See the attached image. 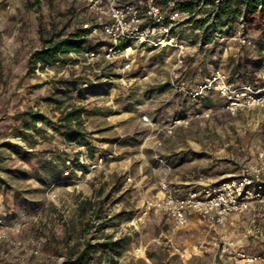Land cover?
Listing matches in <instances>:
<instances>
[{"label":"rangeland","instance_id":"1","mask_svg":"<svg viewBox=\"0 0 264 264\" xmlns=\"http://www.w3.org/2000/svg\"><path fill=\"white\" fill-rule=\"evenodd\" d=\"M127 1L137 0L118 4ZM158 2L164 10L171 7ZM100 26L82 1L0 0V264H60L87 239L94 243L104 235L128 243L116 263L95 252L89 264H250L220 258L196 217L181 227L160 211H151L143 222L138 215L143 199L159 190L156 157L172 166L169 180L177 191L220 182L236 175L241 163L254 161L264 145V105L232 113L218 94L200 101L176 94L169 84L174 49L133 42L129 59L122 52L104 58L111 41ZM76 28H91L88 43H100L94 49L100 55L70 51L44 68H31L29 58L43 45L42 37L64 38ZM171 32L186 44L178 72L187 82L223 68L236 84H264V57L253 48L257 32L236 23L216 45L201 44L199 30L185 19ZM250 58L261 60L258 67L247 63L254 82L241 64ZM237 61L240 66L232 72ZM76 79L81 83L65 86V80ZM72 104L86 109L75 126L88 144L67 141L58 128L60 111ZM30 110L46 115L37 123L40 129L22 126L23 113ZM203 110L210 115L194 116ZM144 113L152 116V126L140 119ZM174 117L189 122L165 136ZM156 138H163L160 148L154 146ZM7 143L58 165L65 160L68 168L52 181L35 158L23 160Z\"/></svg>","mask_w":264,"mask_h":264},{"label":"built area","instance_id":"2","mask_svg":"<svg viewBox=\"0 0 264 264\" xmlns=\"http://www.w3.org/2000/svg\"><path fill=\"white\" fill-rule=\"evenodd\" d=\"M82 1L89 5L97 15V20L109 43L102 55L112 58L116 52H122L125 59L131 55V44L174 49L175 65L170 75L169 84L176 94H181L193 101H200L213 93L224 100L225 108L230 112L244 108L264 105V84H236L229 81L228 73L223 68H214L197 82H187L179 75L186 57V44L172 34L173 27L189 17L188 12L178 9L164 10L158 0L127 1L119 5L118 0H68ZM217 1V0H216ZM204 3V1L202 2ZM209 6V5H207ZM97 26L93 27L96 32ZM221 34L216 35V39ZM246 42L245 36H240ZM118 42L124 45L118 46ZM88 55H100L91 50ZM264 78V71H262ZM209 116L203 110L194 116ZM190 117V116H189ZM146 125L153 124L152 116L144 113L140 118ZM188 117H174L166 125L165 136L181 124H187ZM163 138H156L155 148H160ZM157 158L159 170V195L145 197L138 215L143 222L151 211H160L178 226H186L192 217L204 224L209 235V243L220 258L241 261L250 264H264V145L261 146L254 161L240 164L239 171L217 183H203L185 191L175 190L169 180L172 166L162 158ZM84 163V157L79 156ZM95 166V165H94ZM67 173V172H66ZM128 176L127 181H132ZM247 215L244 228L235 233L237 228L228 226L232 217ZM259 246L261 249L254 248Z\"/></svg>","mask_w":264,"mask_h":264},{"label":"trees","instance_id":"3","mask_svg":"<svg viewBox=\"0 0 264 264\" xmlns=\"http://www.w3.org/2000/svg\"><path fill=\"white\" fill-rule=\"evenodd\" d=\"M203 1L204 5H202ZM164 4L165 6L171 4L170 9H178L189 13V17L185 19V22L193 24V28L199 30V42L203 45H207L210 42H214L216 45L215 37L217 34L227 33L229 28L236 23L242 24L244 30L247 31L249 29L258 33L253 41V48L258 56L264 57V0H165ZM90 32L91 28H76L64 38L42 37L43 45L32 52L28 61L29 65L32 69L37 64L40 65V68H44L50 63L59 61L62 54L70 51L80 52L82 50L97 49L100 43H95L94 45L88 43L87 35ZM248 62H250L251 66L258 67L261 60L250 58L249 61L244 59L241 63L248 79L254 82V71L248 67ZM239 66L240 63L237 61L232 67V72H237ZM229 81L235 82L231 76H229ZM64 83L67 88H70V86L80 84L81 81L77 79L74 81L65 80ZM164 88L165 86L163 85L158 90L162 91ZM209 96L211 95L204 99ZM85 110L83 106L72 104L60 111L58 128L64 129L62 134L67 141H79L88 144L84 131L80 127L75 126V123L79 122ZM23 115L27 116L21 121L25 129L29 127L40 129V127H37V123L47 120L46 115L39 111H25ZM7 144L23 160L30 161L35 158L52 181H58L62 172L68 168L65 165V160H63L62 165H58L52 161L42 160L38 154L27 151L18 145ZM1 181L3 185L6 184L3 179ZM88 203L92 205L90 201ZM105 224V222L99 223V228H103ZM103 238L101 241H95L94 243L87 239L77 251L68 253L60 264H89L95 252H100V255H109L110 262L116 263V258L121 255L122 250L128 243L127 239L121 237L113 240L110 235H104Z\"/></svg>","mask_w":264,"mask_h":264},{"label":"crops","instance_id":"4","mask_svg":"<svg viewBox=\"0 0 264 264\" xmlns=\"http://www.w3.org/2000/svg\"><path fill=\"white\" fill-rule=\"evenodd\" d=\"M157 195H159V192L157 193ZM156 195V196H157ZM241 219H245L243 221H241ZM246 220H247V215H244V216H241V217H238V216H235V217H232L231 221L229 222L228 226L232 229L234 228H241L243 227L245 224H246Z\"/></svg>","mask_w":264,"mask_h":264}]
</instances>
